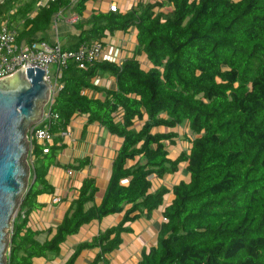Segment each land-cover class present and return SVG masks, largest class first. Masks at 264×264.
<instances>
[{
    "label": "trees",
    "instance_id": "trees-1",
    "mask_svg": "<svg viewBox=\"0 0 264 264\" xmlns=\"http://www.w3.org/2000/svg\"><path fill=\"white\" fill-rule=\"evenodd\" d=\"M37 1L0 3V23L22 21L18 42L47 40L42 35L53 16L70 5L54 0L36 6ZM90 1L96 0H77L74 10L82 14ZM116 6L75 24L78 33L64 47L105 43L114 32L133 28L136 50L120 63L100 61L85 71L68 63L51 110L62 130L83 118L81 132L97 125L119 140L103 197L85 210L98 187L94 178H84L54 233L49 229L41 242L42 232L29 216L43 208L37 198L53 192L48 172L58 166L63 145L47 154L35 146L33 182L12 225L7 264L58 257L83 226L119 215L115 225L78 244L64 263L77 264L83 251L98 250L85 264H105V256L121 248L129 225L158 210L165 221L156 246L143 251L138 264H264V0H137L126 9ZM182 127L187 149L170 157ZM89 164L76 158L64 168L80 172ZM182 171L185 177L171 190L152 189L151 177ZM169 194L174 199L166 204Z\"/></svg>",
    "mask_w": 264,
    "mask_h": 264
},
{
    "label": "crops",
    "instance_id": "crops-1",
    "mask_svg": "<svg viewBox=\"0 0 264 264\" xmlns=\"http://www.w3.org/2000/svg\"><path fill=\"white\" fill-rule=\"evenodd\" d=\"M136 1L137 0L90 1L87 4L86 10L83 12L84 18L81 22L86 24L93 12L108 10L110 2L118 4L121 8L126 9L129 4H136ZM57 29V38L65 45L71 40L73 35H77L78 33L74 25L64 22L57 24ZM49 32L50 34L47 40L53 41L56 36L51 29ZM135 41V31L133 28L128 32L118 31L109 35L105 43H103L104 60L118 63L124 61V59L130 57L136 50ZM105 79H107V77L101 80L97 79L95 84L100 85ZM109 82H111V80ZM78 120L79 119L73 120L69 126L71 130L79 128L77 130V135L75 137L73 136L74 139L72 138L71 141L66 139L62 142L63 149L57 153L58 166L51 167L48 172V182L52 185L53 192L38 197V203L41 204L43 208L29 216L32 227L42 232L39 237L41 242L47 238V231L49 229H51L52 234L54 233V229L61 220L63 214L69 208L73 197L77 196V188L84 178H94L98 187L94 202L86 204L84 207L85 210H88L101 201L109 179L112 159L115 155L119 140L101 130L97 125H92L86 129V132H81L83 125L80 127L77 125L74 126V122L76 123ZM80 120L84 119L80 118ZM100 133H102V137H100ZM106 137H111L112 144ZM84 157L89 160L90 164L82 171L75 172L71 169L64 168V166L72 163L74 159ZM182 169H185V165L182 166ZM68 171L71 172V175H68ZM184 177L185 172L183 171L178 175L165 176L161 180L151 177L152 189L156 190L160 186H164L168 190H171L172 187L177 185L180 179ZM173 199L174 196L169 194L166 199V204H170ZM119 220L120 216L116 215L83 226L78 233V240L72 242L64 253L70 255L78 244L97 236L100 231L115 225ZM161 222H163L161 210H158L154 212L149 219L141 217L131 223L129 225L131 231L122 237L123 243L121 248L115 253L105 256V264H138L141 260L142 252L148 251L150 248L156 246ZM97 252L98 250L83 251L77 264H85L87 261L92 260ZM41 260L44 261V264L46 262L48 263L47 257Z\"/></svg>",
    "mask_w": 264,
    "mask_h": 264
},
{
    "label": "built area",
    "instance_id": "built-area-1",
    "mask_svg": "<svg viewBox=\"0 0 264 264\" xmlns=\"http://www.w3.org/2000/svg\"><path fill=\"white\" fill-rule=\"evenodd\" d=\"M54 0H38L36 6H45ZM70 5L60 9L52 18V32L55 34L53 41L41 40L38 37L30 41H17L18 28L22 21H11L3 19L0 23V79L10 76L24 66L27 68H38L45 71L44 81L49 87V99L44 106L41 120L31 126L26 134L28 144V156L32 158L35 146H41L43 154H47L53 146H61L66 139L72 140L68 130H62L57 126L58 115L52 113L54 99L61 90L62 73L68 63L73 62L80 70L96 62L105 61L103 58V42L94 40L81 43L75 49H66L64 44L58 40L57 24L64 22L75 25L84 18L74 10L77 0H69ZM116 4L110 2L108 10L115 11ZM11 11L10 13H12ZM103 59V60H102ZM53 67L50 71V67ZM54 127L57 129L54 131ZM59 141H56V140ZM33 162H31V169ZM68 175L71 172L68 171ZM165 221L164 218H162ZM12 229V228H11Z\"/></svg>",
    "mask_w": 264,
    "mask_h": 264
},
{
    "label": "water",
    "instance_id": "water-1",
    "mask_svg": "<svg viewBox=\"0 0 264 264\" xmlns=\"http://www.w3.org/2000/svg\"><path fill=\"white\" fill-rule=\"evenodd\" d=\"M3 0H0V3ZM45 71L24 66L0 79V264H4L6 231L29 185L26 134L41 120L49 99Z\"/></svg>",
    "mask_w": 264,
    "mask_h": 264
},
{
    "label": "rangeland",
    "instance_id": "rangeland-1",
    "mask_svg": "<svg viewBox=\"0 0 264 264\" xmlns=\"http://www.w3.org/2000/svg\"><path fill=\"white\" fill-rule=\"evenodd\" d=\"M52 28V27H51ZM50 28V29H51ZM49 29V30H50ZM49 30L47 32H44L42 36H45L46 38H49ZM134 30V29H133ZM134 40V39H133ZM53 67L51 66L50 67V71H52ZM38 123V122H37ZM86 122H85V119L84 120H78L76 123L74 122V126H82L84 125ZM36 124V123H35ZM34 124V125H35ZM33 126V125H32ZM79 129V128H78ZM78 129H68V133L72 136V138L74 139V137L77 135V130ZM98 130H100L99 128H97ZM184 129H187V128H184L182 127L181 129H179V132H180V135L181 137H179L178 139V142H177V145L175 148L173 149H170V157H173L175 156L176 154H178L180 151L182 150H186L187 149V143H185L183 141V136H184ZM187 135L189 136V133H187ZM74 136V137H73ZM100 137H102V133H100ZM71 138V139H72ZM106 139L112 144L111 142V137L107 138ZM76 140V139H75ZM31 162H32V158H30L29 156L26 157L25 159V163L26 165L28 166V168L30 169V173H31V176L29 177V180L28 182L31 183V177H32V169H31ZM19 205H20V201H18V204H17V207L15 209V212H14V215L12 216L11 218V221H10V228L6 231V237H5V240H6V250H5V257H4V264H7V258H8V255H9V246H10V242H11V236H12V231L13 229L12 228V225H13V222L16 220L17 218V215L20 214V211H19ZM78 236L79 234H76V235H72L70 237H68L65 241V243L63 244V247H62V253L60 256L56 257V256H50L48 255L47 257V261L48 263L46 262L45 264H64L65 261L67 260V258L69 257V255H66L64 253V251H66L68 249V246L72 243V242H76L78 240ZM44 261H42L41 259H35L34 260V264H44L43 263Z\"/></svg>",
    "mask_w": 264,
    "mask_h": 264
}]
</instances>
